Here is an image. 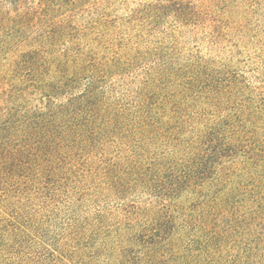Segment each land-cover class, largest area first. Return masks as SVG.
<instances>
[{
	"label": "trees",
	"instance_id": "16d2710c",
	"mask_svg": "<svg viewBox=\"0 0 264 264\" xmlns=\"http://www.w3.org/2000/svg\"><path fill=\"white\" fill-rule=\"evenodd\" d=\"M109 1L0 0V234L11 254L53 248L61 218H87L103 192L160 202L150 249L173 240V203L188 199L208 241H232L228 261L264 264V0H149L128 15L127 38Z\"/></svg>",
	"mask_w": 264,
	"mask_h": 264
},
{
	"label": "rangeland",
	"instance_id": "374dc122",
	"mask_svg": "<svg viewBox=\"0 0 264 264\" xmlns=\"http://www.w3.org/2000/svg\"><path fill=\"white\" fill-rule=\"evenodd\" d=\"M146 1L149 0H110L102 6L110 14L112 24L117 25V36L128 37L123 27L128 23V15ZM116 34H112L114 39ZM185 42L187 48H194L190 38ZM244 42L248 44V39ZM259 45L256 40L254 48L247 50L248 57L256 58ZM4 71L0 67V74ZM206 191L212 195L216 189L211 185ZM159 205L150 197L127 196L126 200H118L106 198V193L100 192L95 206L86 210L87 218L83 219L86 215L82 212L77 213V221L61 218L54 234L46 235L53 248L35 247L26 256L13 255L0 234V264H232L227 253L234 248L232 241L222 245L218 240L208 241L211 231L207 229V221L200 219L202 210L198 202L188 199L173 203L179 225L173 240L158 249L148 248L144 229L152 224ZM87 224L90 229H84Z\"/></svg>",
	"mask_w": 264,
	"mask_h": 264
}]
</instances>
